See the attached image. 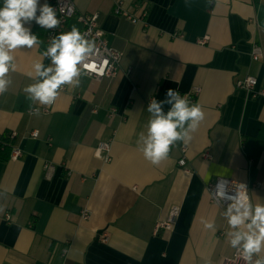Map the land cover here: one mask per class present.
Segmentation results:
<instances>
[{"label": "crops", "instance_id": "obj_1", "mask_svg": "<svg viewBox=\"0 0 264 264\" xmlns=\"http://www.w3.org/2000/svg\"><path fill=\"white\" fill-rule=\"evenodd\" d=\"M73 1L78 13L99 14L109 44L124 51L122 70L101 80L81 72L52 105L32 101L23 89L40 79L33 65L52 62L43 55L48 30L31 24L41 42L13 53L17 70L0 95V135L17 133L0 142V264H222L234 250L227 205L212 201L208 185L218 177L261 183L250 198L264 204V98L236 86L251 75L264 87V58H252L253 44L264 48V0ZM118 1L136 17L146 12L144 22L118 15ZM73 26L82 31L74 18L63 32ZM169 88L191 95L205 118L187 144L177 141L153 165L138 138L150 100H164ZM30 107L51 112L37 115ZM162 108L166 114L171 105ZM103 142L110 143L109 161L96 157ZM183 144L186 166L179 164ZM12 145L22 149L18 160L10 157ZM48 161L55 165L50 177ZM175 206L173 228L156 232Z\"/></svg>", "mask_w": 264, "mask_h": 264}, {"label": "clouds", "instance_id": "obj_2", "mask_svg": "<svg viewBox=\"0 0 264 264\" xmlns=\"http://www.w3.org/2000/svg\"><path fill=\"white\" fill-rule=\"evenodd\" d=\"M33 22L45 30L55 29L61 23L47 0L43 5L39 0H3L0 7V95L10 84L8 73L17 70L13 53L32 49L41 42L31 31ZM43 55L50 57L52 66L45 68L42 61L35 63V75L40 79L23 89L32 101L41 105H52L59 95L58 90L72 84L81 72L96 71L94 42L86 39L76 26L52 38ZM103 63L106 65L108 61ZM26 75L32 77L31 72ZM165 103L171 105L166 114L162 108ZM147 111L150 116L146 133L139 134L138 144L142 142L140 151L153 165L167 159L177 141L187 144L205 118L198 103H190L186 94L182 96L171 88L167 89L164 100L151 99ZM30 112L38 115L39 109L30 107ZM215 195L218 202H228L223 216L229 227L226 237L230 247L246 264H264V204L253 203L244 184L230 187L217 184ZM202 222L205 228L215 229L214 223ZM205 264H211V261L205 259Z\"/></svg>", "mask_w": 264, "mask_h": 264}, {"label": "built area", "instance_id": "obj_3", "mask_svg": "<svg viewBox=\"0 0 264 264\" xmlns=\"http://www.w3.org/2000/svg\"><path fill=\"white\" fill-rule=\"evenodd\" d=\"M50 5L56 10L57 18L60 19L61 23L60 25L55 28L48 30L46 33V41L48 42V46L57 33H61L65 30L68 22L71 19H76L82 24V31L81 33L85 36L86 39L94 42L95 47V63H96V71L92 72H84L86 75H89L91 77H94L97 80H101L105 77H116L119 72L122 70V60L124 57V51L121 49H118L112 45L109 44L106 32L101 27L99 22V14L93 13V14H82L78 13L75 7V3L73 0H49ZM115 12L128 19L131 23L136 24L139 22H144V17L146 16V12L141 17H136L129 13L128 10H126L123 7V1H118L115 7ZM177 36H182V34H178ZM208 40V37L204 39H200V44H206ZM252 58L255 61H260L264 58V48L262 43H255L252 47ZM104 60H107L108 63L105 65L103 63ZM131 68L127 70V72H130ZM236 86L242 89H245L249 93H251L253 96H260L264 98V87L259 88L258 87V79L254 76L248 75L243 79H239L236 82ZM66 87L62 86L61 90H65ZM199 91V89L196 90V93ZM185 95V94H183ZM182 95V96H183ZM189 102H192L194 99L191 95L186 94ZM33 109H39V113L43 114H49L51 112V109L49 107H34ZM93 111H96V108L93 109ZM30 112V111H29ZM31 113V112H30ZM116 114V109L112 108L109 110L110 117L114 116ZM17 133L15 131L9 133L7 138L4 139L2 135H0V142L1 143H11L12 140L16 137ZM30 135L34 138L39 137V131L33 130L31 131ZM187 146L181 145V151L183 153V156L179 160L180 166H186L187 165ZM96 157L104 160L109 161L111 159L110 156V143L109 142H103L100 143V145L96 149ZM22 156V149L18 146L12 145L11 150V159L12 160H18ZM206 158H211V155L209 153H205L204 155ZM44 169L47 176H52V174L55 171V165L48 161L44 165ZM220 184L222 187H230L231 185L235 184H244L246 185L248 189V195L250 197V191L252 189H258L261 187V183H243L239 181H235L232 178L228 177H218L213 183H210L208 185V191L211 195V199L213 202L220 204V205H227V201L224 202H218L217 197L215 195V188L216 185ZM179 214V207L175 206L171 209L170 215L167 220L160 221L156 224V232H158L160 229L165 230H171L173 226L175 225L176 218ZM90 217V213L86 210L82 211V218L88 219ZM6 218L9 220L11 219V215H6ZM224 231L220 233V235H223ZM102 241L106 242L108 240V234L105 232L102 235L101 238ZM67 248L63 250V255H66ZM222 264H246V262L236 253V250H233V253L229 256H226L222 262Z\"/></svg>", "mask_w": 264, "mask_h": 264}]
</instances>
